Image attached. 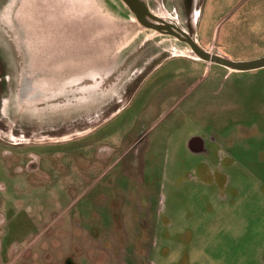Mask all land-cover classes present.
I'll list each match as a JSON object with an SVG mask.
<instances>
[{
  "label": "rangeland",
  "instance_id": "rangeland-1",
  "mask_svg": "<svg viewBox=\"0 0 264 264\" xmlns=\"http://www.w3.org/2000/svg\"><path fill=\"white\" fill-rule=\"evenodd\" d=\"M72 1L101 36L132 22L118 0ZM150 2L205 51L264 57V0ZM22 3L0 0V264H264V69L194 68L145 31L58 61L35 102Z\"/></svg>",
  "mask_w": 264,
  "mask_h": 264
},
{
  "label": "water",
  "instance_id": "water-1",
  "mask_svg": "<svg viewBox=\"0 0 264 264\" xmlns=\"http://www.w3.org/2000/svg\"><path fill=\"white\" fill-rule=\"evenodd\" d=\"M118 1L122 5L121 12L127 13L132 22L117 26L115 31L111 32V37H108L107 33L104 37L99 34L96 19L92 14L75 1L23 0L16 15L17 24L19 22V26H25L28 32L26 42L34 54L29 67V79L32 80L34 77L39 84L32 88L30 82L25 81L20 88L21 95L32 101H38L49 90L46 85H55V82L46 84L44 81L45 77H53L58 73L59 69H53V66L58 67L60 60L72 59L71 55L78 54V51L87 48L86 45L94 42L100 45L103 43L107 46L115 45L119 40L125 48L145 31H152L156 36L173 37L179 42H188L194 52L191 56L197 60L224 66L232 71L250 72L264 68V57L249 62H233L207 53L200 48L195 37L184 31L176 20L152 9L150 0ZM39 13L45 14V18L49 21L47 25L41 24L43 16H38ZM89 36H91L90 42L86 40ZM58 44L63 48L58 47ZM68 63L73 64V60H69L66 64ZM30 112L29 110L27 113Z\"/></svg>",
  "mask_w": 264,
  "mask_h": 264
},
{
  "label": "flooded vegetation",
  "instance_id": "flooded-vegetation-1",
  "mask_svg": "<svg viewBox=\"0 0 264 264\" xmlns=\"http://www.w3.org/2000/svg\"><path fill=\"white\" fill-rule=\"evenodd\" d=\"M181 26V25H180ZM190 26L191 25H187L186 24V26H181V28L184 30V31H186V32H188V34H190V36H192V37H194L193 35H192V33H191V29H190ZM184 39H186V38H184ZM187 39H190V38H187ZM182 44H184L185 45V47L187 48V50L190 52V54H194V52H193V50H192V48H191V46H190V44L188 43V42H181ZM201 48V47H200ZM205 51V50H204ZM207 53H209V54H211V55H217V54H215V51H214V49H207V51H206ZM217 56H219V55H217ZM219 57H221V56H219ZM223 58V57H222ZM201 64H203V63H205V64H208V65H215V64H210V63H207V62H205V61H203V60H198ZM218 66H220V65H218ZM221 67H223V68H226V67H224V66H221ZM227 70H229V71H231V72H237V71H232V70H230V69H228V68H226ZM264 69V68H263ZM238 73H245V72H238ZM188 146H189V148H190V150L193 152V153H196V154H201V153H207V154H211L210 152H208V151H210L209 149H207V146H206V144H205V142H204V140L202 139V138H199V137H194V138H192L191 140H190V142L188 143ZM218 158V160L220 159L219 157H217ZM227 159H231V156H227ZM233 159V158H232ZM64 264H71V261L69 260V261H65V263Z\"/></svg>",
  "mask_w": 264,
  "mask_h": 264
},
{
  "label": "crops",
  "instance_id": "crops-1",
  "mask_svg": "<svg viewBox=\"0 0 264 264\" xmlns=\"http://www.w3.org/2000/svg\"><path fill=\"white\" fill-rule=\"evenodd\" d=\"M181 57H184V58L192 61L194 63V66H193L194 68H197V65L200 63V62H197L198 60L196 58H194L193 56H191L189 54L186 56H181Z\"/></svg>",
  "mask_w": 264,
  "mask_h": 264
},
{
  "label": "bare ground",
  "instance_id": "bare-ground-1",
  "mask_svg": "<svg viewBox=\"0 0 264 264\" xmlns=\"http://www.w3.org/2000/svg\"><path fill=\"white\" fill-rule=\"evenodd\" d=\"M26 4H27V3H26ZM38 16H43V17H41V18H42V22H41L42 25H47V24L49 23V21L45 18V14H43V13H39ZM57 46H58V47H62L61 44H58ZM64 47H66V46H64ZM62 48H63V47H62Z\"/></svg>",
  "mask_w": 264,
  "mask_h": 264
}]
</instances>
